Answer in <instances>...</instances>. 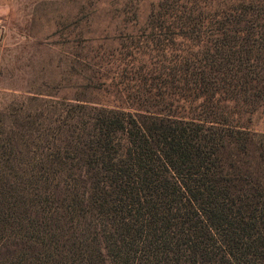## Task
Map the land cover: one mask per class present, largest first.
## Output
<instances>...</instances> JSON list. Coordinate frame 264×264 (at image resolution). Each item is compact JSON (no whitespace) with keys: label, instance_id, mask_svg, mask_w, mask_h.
Here are the masks:
<instances>
[{"label":"trees","instance_id":"16d2710c","mask_svg":"<svg viewBox=\"0 0 264 264\" xmlns=\"http://www.w3.org/2000/svg\"><path fill=\"white\" fill-rule=\"evenodd\" d=\"M144 20L168 68L80 119L64 186L1 133L0 264H264V135L245 127L264 105V0H154Z\"/></svg>","mask_w":264,"mask_h":264},{"label":"rangeland","instance_id":"374dc122","mask_svg":"<svg viewBox=\"0 0 264 264\" xmlns=\"http://www.w3.org/2000/svg\"><path fill=\"white\" fill-rule=\"evenodd\" d=\"M153 1L0 0V135L6 142L25 137L13 144L28 161V173L48 166L36 163L49 156L53 171L43 177L53 193L64 186L61 161L74 157L72 143L88 110L131 107L132 100L116 99L139 95L134 77L168 68L163 44L146 39L144 19ZM252 115L245 127L264 135V105Z\"/></svg>","mask_w":264,"mask_h":264}]
</instances>
